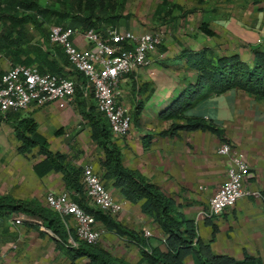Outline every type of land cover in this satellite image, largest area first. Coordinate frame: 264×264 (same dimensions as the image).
Segmentation results:
<instances>
[{
    "label": "crops",
    "instance_id": "obj_1",
    "mask_svg": "<svg viewBox=\"0 0 264 264\" xmlns=\"http://www.w3.org/2000/svg\"><path fill=\"white\" fill-rule=\"evenodd\" d=\"M263 8L264 0H202L200 4L197 0H155L149 16L152 25L137 28L139 18L129 19L126 12H119L113 27L131 32L163 30L162 46L158 50L161 57L151 55L152 62L148 66L135 69L118 80L119 101L131 115L129 131L116 143L121 165L138 173L172 199L178 211L194 223L197 211L225 181V159L217 155L216 149L222 143L232 145L251 174L243 182V189L258 196L240 198L217 218L196 221V234L213 255L233 260L247 256L261 264H264V98L256 100L239 90L201 97L203 89H200L191 97L195 104L179 118L166 119L165 116L173 99L192 88L195 72L187 68L186 59L194 53L205 49L217 57L236 55L240 62L250 66V48L264 51ZM200 22L207 24L214 34L212 37L197 33ZM43 28L44 35L28 25L26 39H20L18 45L9 49L0 48V75L15 63L12 56L15 54L17 60L35 65L43 74L76 79L59 56V49L56 48L58 54H54L46 44L47 26ZM71 42L79 49L85 48L79 34H75ZM92 101L87 99L86 105L89 102L94 105ZM137 104L141 109L134 119ZM19 115L33 119L36 132L46 141L49 151L63 154L74 168L91 165L112 198L127 202L111 180L101 177L102 154L89 138L74 97L62 106L57 102L31 105ZM194 120H201L214 131L180 129L172 135L160 134L170 125L182 126ZM56 130L60 131L53 135ZM17 147L11 125L0 119V196L36 201L46 207L45 194L64 189L61 175L51 171L36 176L32 166L41 159L37 149L22 157ZM24 218L21 215L0 218V264H86L84 257L70 260L56 236L39 224L24 223ZM113 221L138 234L143 229L148 231L150 236L143 237L144 250L164 251L160 243L163 232L141 213L139 203L127 202ZM95 222L103 227L100 221ZM66 233L68 235V231ZM91 249L103 251L126 264H137L140 260L139 246L113 231L105 230ZM183 264H193L192 257L186 256Z\"/></svg>",
    "mask_w": 264,
    "mask_h": 264
},
{
    "label": "trees",
    "instance_id": "obj_2",
    "mask_svg": "<svg viewBox=\"0 0 264 264\" xmlns=\"http://www.w3.org/2000/svg\"><path fill=\"white\" fill-rule=\"evenodd\" d=\"M118 0H69L68 13H60L48 7H42L37 0H0V48L9 49L18 45L20 39L28 36V25H32L33 31L44 35L43 22L38 21L53 18L55 26L70 28L83 32L93 29L104 33L107 25L114 27L119 15L114 14V5ZM200 4L202 0H197ZM173 8L181 10L173 6ZM264 9V8H263ZM191 12V11H187ZM168 14V11L165 12ZM68 18V19H67ZM67 21L64 24V21ZM199 35L210 38L214 34L204 22H200L196 28ZM11 36H15L12 38ZM58 54L56 47L51 48ZM60 51V50H59ZM63 62L66 64L60 51ZM251 65L247 66L239 61L236 55L217 57L208 50L202 49L186 59L187 68L195 72L192 88L185 90L173 99L168 109L166 119L179 118L181 114L191 108L195 101L192 95L203 89L202 96L208 94L219 95L231 90H239L256 100L264 98V51L258 47L250 48ZM14 64L28 66L29 62H20L15 54H12ZM31 65V64H30ZM38 70V69H37ZM73 71V70H72ZM40 74L43 71L38 70ZM74 100L78 107V113L85 122L90 140L96 145L102 154L99 163L101 177L111 180L112 186L119 191L127 202L139 203L140 211L150 218L163 232L164 251L156 248L143 249L145 239L141 233H135L123 228L100 211L86 206L79 183L80 168H74L68 164L63 154L48 150L46 141L37 134L36 125L32 118L21 117L20 112H6L0 115V119L6 120L11 125L15 140L18 142L17 153L25 157L33 149L41 157L40 161L32 166L36 176H43L48 172H56L61 175L64 190L73 193L72 200L96 221H100L106 231H113L120 238L135 244L140 248V260L137 264H183L186 256L192 257L193 264H261L259 260L251 257H243L241 260H233L226 256L211 254L209 246L202 243L196 234L193 221L186 219L174 205L172 199L165 197L160 191L134 171L123 168L120 162L119 149L116 143L111 141L110 132L105 119L98 114L94 105L87 99H92L91 94L83 98L82 91L85 79L74 72ZM55 75V74H53ZM93 100V99H92ZM94 103V101H92ZM140 104L135 106L133 118L139 115ZM207 129L214 131L201 120L188 121L185 125H170L166 132L160 133L172 135L175 130ZM60 130L53 132L57 135ZM24 216V223L28 225L39 224L48 229L61 241L65 254L70 260L81 257L87 259L86 264H126L116 261L103 251L91 249L92 246L79 243L77 248L65 245L68 235L73 236L70 229H65L60 218L47 207H43L36 201H19L8 196H0V218L2 216ZM38 221V222H35ZM68 231V235L67 232Z\"/></svg>",
    "mask_w": 264,
    "mask_h": 264
},
{
    "label": "built area",
    "instance_id": "obj_3",
    "mask_svg": "<svg viewBox=\"0 0 264 264\" xmlns=\"http://www.w3.org/2000/svg\"><path fill=\"white\" fill-rule=\"evenodd\" d=\"M75 34L82 37L84 49L72 44L71 38ZM162 38L163 30L160 29L137 33L119 31L108 26L104 33H99L93 29L79 32L68 27L47 26L45 31L46 44L50 48H58L66 65L85 79L82 96L86 98L91 94L94 109L105 119L114 143L121 141L131 126L129 109L119 101L118 80L135 69L148 66L152 62L151 55L160 58L158 50L162 46ZM50 54L53 55L52 51ZM73 97L72 78L40 74L32 64L11 65L0 75V115L6 112L21 113L31 105L57 102L62 106L71 102ZM216 153L225 159V181L209 197L206 205L197 211L194 223L219 217L240 198L258 196L243 189V182L251 174L238 151L232 145L222 143ZM79 183L86 204L111 219L116 218L127 205L124 200L116 201L112 198L89 164L80 167ZM71 196L73 193L64 189L57 193L47 192L44 204L57 214L66 230L73 232L74 237L68 235L65 245L74 249L79 243L94 246L105 229L98 226L93 217L85 213ZM141 235L149 237L150 233L143 229ZM160 243L164 244V235Z\"/></svg>",
    "mask_w": 264,
    "mask_h": 264
},
{
    "label": "rangeland",
    "instance_id": "obj_4",
    "mask_svg": "<svg viewBox=\"0 0 264 264\" xmlns=\"http://www.w3.org/2000/svg\"><path fill=\"white\" fill-rule=\"evenodd\" d=\"M68 1L69 0H37L38 4L42 7H48L55 11H59L60 13H68V15H70ZM154 2L155 0H118L114 5L113 11L114 14L126 12L129 19L137 17L141 20V22L138 23L137 28L146 27L148 25H152V21L149 16L151 11L150 8L154 6ZM38 21L43 22V27H46L52 26L54 19L48 17L47 19L41 20L38 18ZM124 22L126 23L127 21Z\"/></svg>",
    "mask_w": 264,
    "mask_h": 264
}]
</instances>
